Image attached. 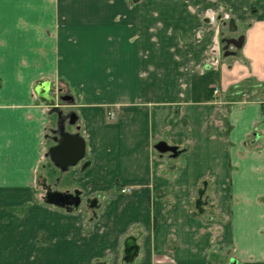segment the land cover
Here are the masks:
<instances>
[{
  "label": "crops",
  "instance_id": "crops-1",
  "mask_svg": "<svg viewBox=\"0 0 264 264\" xmlns=\"http://www.w3.org/2000/svg\"><path fill=\"white\" fill-rule=\"evenodd\" d=\"M263 84L264 0H0V264H264ZM57 87L72 207L46 200Z\"/></svg>",
  "mask_w": 264,
  "mask_h": 264
},
{
  "label": "water",
  "instance_id": "water-1",
  "mask_svg": "<svg viewBox=\"0 0 264 264\" xmlns=\"http://www.w3.org/2000/svg\"><path fill=\"white\" fill-rule=\"evenodd\" d=\"M233 23V21H232ZM235 30L236 27L233 26L231 28ZM226 45L224 47L225 55L230 54L229 45L233 44L237 48H241L244 42V37H240L238 39H229L225 40ZM49 100L53 103L54 99L49 96ZM61 100L63 101H74V97L70 94L61 95ZM58 113V132L60 133V138L57 139V143L52 146L48 154L50 156L51 161L54 163L56 167L61 170H67L71 166L77 165L81 160L85 158L86 155V140L85 138L79 133H73L65 130V122L66 116L63 115V112L60 110ZM77 122V115L76 113H72L70 115V119L68 123L71 125H75ZM79 129V128H77ZM156 149L161 152H172L174 156L178 155L177 147L170 146L167 142L161 141L157 143ZM88 164H85L83 168L87 167ZM74 199L71 200V199ZM46 200L48 203L55 204L58 206L64 207L65 205L78 206L80 204V196L77 192V195L74 196L73 194H69L67 192H48L46 195ZM89 207L96 209L100 207L99 199L97 197L91 198L87 200Z\"/></svg>",
  "mask_w": 264,
  "mask_h": 264
},
{
  "label": "flooded vegetation",
  "instance_id": "flooded-vegetation-1",
  "mask_svg": "<svg viewBox=\"0 0 264 264\" xmlns=\"http://www.w3.org/2000/svg\"><path fill=\"white\" fill-rule=\"evenodd\" d=\"M213 20H215V19H217L218 20V22H221L222 21V23H224L223 24V26H222V34H221V41H222V43H223V45H226L225 43H226V41L225 40H229V39H238V38H240V37H244V34H243V32L239 29V26L236 24V22H235V20L234 19H232V17H231V15H229L227 12H225L224 10L223 11H220L219 12V15L217 16V15H214V17L212 18ZM232 21H233V23H232ZM233 26H235L236 27V29L235 30H232L231 28L233 27ZM224 28H225V30H224ZM226 28H227V31H226ZM244 39H245V37H244ZM225 42V43H224ZM225 47V46H224ZM221 49H222V47L220 48V51H221ZM240 48H237L236 46H234L233 44H230L229 45V51L231 52L230 54H228V55H225V50H224V48L222 49L223 50V54H224V56H230V55H232V54H235L238 50H239ZM262 87V90H263V92H264V84L261 86ZM219 89V88H218ZM57 91H59L58 93H59V95L57 94V96H55V95H50L53 99H54V102L52 103L51 102V106L52 107H54L55 109H58L57 110V112L58 111H62L63 112V110L61 109V108H59L60 107V104L58 103V99H60V101L61 102H68V103H71V101H63V100H61V95H67V94H64V92H63V89L62 88H57L56 89ZM220 91V90H219ZM54 92V91H53ZM243 94H245L243 91H241V96L243 97L244 95ZM246 96V95H245ZM64 106V105H63ZM56 112V113H57ZM72 113H74V111H71L69 114H63L64 116H66L67 118H66V122H65V130L66 131H69V130H67V128L69 127V125H71V124H69L68 123V120L70 119V115L72 114ZM57 115H58V113H57ZM77 115V114H76ZM57 120H58V116H57ZM58 125V123L56 122V126ZM76 125V124H75ZM78 128V126L76 127V129ZM58 129H59V127L57 126V132H58ZM71 132V131H70ZM74 133H76V132H74ZM57 134V133H56ZM58 138H60V133L58 132V135H57V139ZM57 141V140H56ZM80 162H82L83 164L84 163H86L87 162V160L84 158L83 160H81ZM79 162V163H80ZM48 192H61V191H57V190H55V189H53V188H48L47 190H46V195H47V193ZM65 192H67V193H69V194H73L74 196H76L77 195V192L79 193V196H80V192L76 189V190H73V191H65ZM71 200H73L74 201V199L72 198ZM80 201H81V196H80ZM100 203V202H99ZM73 206V204H71V205H65L64 207H72ZM234 259V258H233Z\"/></svg>",
  "mask_w": 264,
  "mask_h": 264
},
{
  "label": "rangeland",
  "instance_id": "rangeland-1",
  "mask_svg": "<svg viewBox=\"0 0 264 264\" xmlns=\"http://www.w3.org/2000/svg\"><path fill=\"white\" fill-rule=\"evenodd\" d=\"M214 22L219 26V22H218V20L217 19H215L214 20ZM224 30H225V28H224ZM226 31H227V28H226ZM225 43V42H224ZM217 46H219L218 48H221L222 47V49L224 48V46L225 45H223V43H222V41L219 39L218 41H217ZM226 44V43H225ZM221 49V53H223V50ZM220 50V49H219ZM58 88V87H57ZM56 88V89H57ZM60 88V87H59ZM246 88V87H245ZM54 90V92H53V95H55V96H57V94L59 95V91H57V90ZM63 89V88H62ZM233 89V88H232ZM232 89H230L231 91V94H233L232 92H234L235 90H232ZM241 89H244L243 87L241 88ZM252 90V89H251ZM63 92H64V94H70L69 92H68V90H66L65 88L63 89ZM219 93H220V91L218 92V93H214L215 95H219ZM245 94H243L244 96L247 94V92H244ZM250 93V92H249ZM71 95V94H70ZM251 95L253 96L254 95V93H253V90H252V93H251ZM243 96V97H244ZM247 98H251V97H249V96H246ZM58 101V103L60 104V107L59 108H61V109H71V107H68V106H71V104L70 103H68V102H61L60 101V99H58L57 100ZM64 105V106H63ZM112 112V111H111ZM113 114V113H112ZM111 114V115H112ZM113 116V115H112ZM77 123V122H76ZM77 125V124H76ZM70 127V126H69ZM69 129H71V127L69 128ZM77 130V129H76ZM75 132H79V130H77V131H75ZM85 158H86V156H85ZM81 163V162H80ZM80 163H78L77 165H79ZM50 165V170H49V172H47V175H48V182H49V184H47V187H46V190L48 189V188H53V189H55V190H62V189H64V188H70L71 189V191H73V190H75V189H73V188H75L76 187V185H75V181H76V178L75 177H73V175L72 174H66V171H64V170H61V169H59L58 167H55L52 163H50L49 164ZM77 165H75V166H77ZM72 167V166H71ZM71 167L68 169V170H70L71 169ZM44 187V186H43ZM43 191V190H42ZM80 192V191H79ZM86 201H87V199H83V204H86ZM234 258V259H233ZM236 259V261H234ZM237 262H239V259L237 258V255L236 254H234V252H233V250L232 249H230V250H228L227 251V253H225L224 254V260L222 261V263L223 264H237ZM239 264V263H238Z\"/></svg>",
  "mask_w": 264,
  "mask_h": 264
},
{
  "label": "built area",
  "instance_id": "built-area-1",
  "mask_svg": "<svg viewBox=\"0 0 264 264\" xmlns=\"http://www.w3.org/2000/svg\"><path fill=\"white\" fill-rule=\"evenodd\" d=\"M218 92H219V89H218V88H215V89H214V93L216 94V93H218ZM111 114H112V113H111ZM112 115H113V114H112ZM122 191H123V192H125V191H130V188H129V187H125V188L122 189Z\"/></svg>",
  "mask_w": 264,
  "mask_h": 264
}]
</instances>
